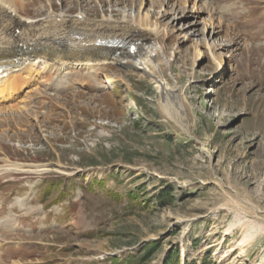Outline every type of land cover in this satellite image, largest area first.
Listing matches in <instances>:
<instances>
[{
  "label": "rangeland",
  "instance_id": "374dc122",
  "mask_svg": "<svg viewBox=\"0 0 264 264\" xmlns=\"http://www.w3.org/2000/svg\"><path fill=\"white\" fill-rule=\"evenodd\" d=\"M50 12L156 31L187 118L120 63L54 89L38 73L0 112V167L26 171L0 176L3 264H264V0H27L20 16Z\"/></svg>",
  "mask_w": 264,
  "mask_h": 264
},
{
  "label": "bare ground",
  "instance_id": "6f19581e",
  "mask_svg": "<svg viewBox=\"0 0 264 264\" xmlns=\"http://www.w3.org/2000/svg\"><path fill=\"white\" fill-rule=\"evenodd\" d=\"M26 4L27 0H0V68L6 69L4 72L15 71L0 80V105L7 103L11 108L22 111V107L19 108L20 106L13 103L17 101L19 93L31 89L30 83L38 73L43 75L50 72L52 76L46 82L49 88L54 89L56 84L68 86L73 82L65 76L68 68L84 70L85 73L93 72L96 76L99 66L115 62L153 83L162 97L163 105L167 107V112L169 108L173 110L168 99L177 100L181 116L187 118L183 100L176 88L168 86L166 73L170 71L171 64L164 56L163 47L158 44L156 31L134 18L129 22H96L86 20L80 13L66 18L51 12L44 19L23 18L20 13L24 12ZM110 41L120 42L125 48L112 50L102 45V42ZM133 44L136 45V50L131 52L129 46ZM3 109L6 106L0 107V112ZM168 113L171 114L172 111ZM24 172L25 169L19 164L5 163L0 167V176ZM218 185L223 188L221 183ZM245 205L256 211L255 217L261 218L263 212L249 202ZM250 233H246L242 241L250 236L251 239ZM3 247L0 240V264L4 263Z\"/></svg>",
  "mask_w": 264,
  "mask_h": 264
}]
</instances>
